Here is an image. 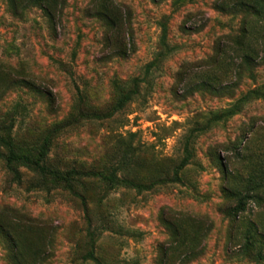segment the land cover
Listing matches in <instances>:
<instances>
[{
  "label": "rangeland",
  "instance_id": "1",
  "mask_svg": "<svg viewBox=\"0 0 264 264\" xmlns=\"http://www.w3.org/2000/svg\"><path fill=\"white\" fill-rule=\"evenodd\" d=\"M52 1L0 0V264H264V0Z\"/></svg>",
  "mask_w": 264,
  "mask_h": 264
},
{
  "label": "trees",
  "instance_id": "2",
  "mask_svg": "<svg viewBox=\"0 0 264 264\" xmlns=\"http://www.w3.org/2000/svg\"><path fill=\"white\" fill-rule=\"evenodd\" d=\"M11 4L13 6V11L15 13H19L23 7H25L24 2H31L36 1L39 2L40 5H42L43 9L46 11L48 16L51 18H54V8H56L54 2L52 0H10ZM53 13V15H52ZM106 16L109 18L110 22H113V17L110 13L107 12ZM227 43L224 41H220L217 46V52L214 59L213 66H205L203 62H191L188 64H185L181 67V69L178 71L177 74V80L176 85L179 86V89L183 92V95H191L194 92H200V91H206L211 93H221L224 91V86L220 83V76L221 74L216 71V66L218 64V60L224 55L226 52ZM243 57H247L245 53L242 55ZM191 79H195L191 82ZM220 83V84H218ZM0 139L2 137L0 136ZM42 158V155H40V158L33 159L28 155L25 154H18L11 150L10 152V159L11 160H21L24 161L35 168H37L42 174H46L48 176H51L52 178L56 179L60 182L69 183L72 179V175H94L96 172L94 170H70L65 173L60 172L59 170L50 168L45 166L40 162V159ZM84 210L87 211V208ZM167 228L171 231V234L173 235V238L175 241H178V227L174 226V222L166 221ZM0 227L2 228V225L0 224ZM182 236V234H180ZM184 240V238H183ZM180 245V243H179ZM161 251V260L158 264H166L167 260L170 258L168 247L160 248ZM9 255L10 259L13 261V264H22L21 262V250L18 249V245L15 241H11V245L9 247ZM92 259L98 261L99 264L100 261L98 258L91 253L89 255Z\"/></svg>",
  "mask_w": 264,
  "mask_h": 264
}]
</instances>
